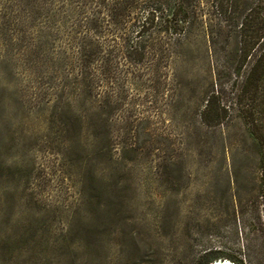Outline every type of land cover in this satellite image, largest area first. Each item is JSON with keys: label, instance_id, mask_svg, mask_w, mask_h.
Listing matches in <instances>:
<instances>
[{"label": "rangeland", "instance_id": "1", "mask_svg": "<svg viewBox=\"0 0 264 264\" xmlns=\"http://www.w3.org/2000/svg\"><path fill=\"white\" fill-rule=\"evenodd\" d=\"M114 60L91 96V0H0V264H264V144Z\"/></svg>", "mask_w": 264, "mask_h": 264}, {"label": "trees", "instance_id": "2", "mask_svg": "<svg viewBox=\"0 0 264 264\" xmlns=\"http://www.w3.org/2000/svg\"><path fill=\"white\" fill-rule=\"evenodd\" d=\"M115 57L144 82L200 73V126L222 131L239 111L264 144V0H91V96Z\"/></svg>", "mask_w": 264, "mask_h": 264}, {"label": "bare ground", "instance_id": "3", "mask_svg": "<svg viewBox=\"0 0 264 264\" xmlns=\"http://www.w3.org/2000/svg\"><path fill=\"white\" fill-rule=\"evenodd\" d=\"M213 264H231L229 261H227L226 259H215L213 261Z\"/></svg>", "mask_w": 264, "mask_h": 264}, {"label": "water", "instance_id": "4", "mask_svg": "<svg viewBox=\"0 0 264 264\" xmlns=\"http://www.w3.org/2000/svg\"><path fill=\"white\" fill-rule=\"evenodd\" d=\"M211 264H213V262Z\"/></svg>", "mask_w": 264, "mask_h": 264}]
</instances>
